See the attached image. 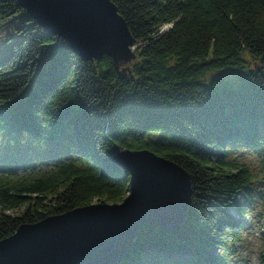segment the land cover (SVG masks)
I'll use <instances>...</instances> for the list:
<instances>
[{
    "label": "trees",
    "instance_id": "1",
    "mask_svg": "<svg viewBox=\"0 0 264 264\" xmlns=\"http://www.w3.org/2000/svg\"><path fill=\"white\" fill-rule=\"evenodd\" d=\"M110 1L135 40L125 78L107 56L80 59L18 0H0L3 26L25 14L0 36V242L95 200L120 204L129 175L112 163L119 146L176 164L191 190L182 225L140 226L120 264H231L242 228L228 208L252 189L229 155L252 152L264 169V0ZM244 51L259 68L246 70ZM224 69L241 74L202 82Z\"/></svg>",
    "mask_w": 264,
    "mask_h": 264
},
{
    "label": "water",
    "instance_id": "2",
    "mask_svg": "<svg viewBox=\"0 0 264 264\" xmlns=\"http://www.w3.org/2000/svg\"><path fill=\"white\" fill-rule=\"evenodd\" d=\"M28 20L64 41L83 61L107 56L121 78L136 57L135 40L110 0H18ZM129 175L120 204H96L19 226L0 242V264H120L142 225H182L190 204L188 175L147 150L113 148Z\"/></svg>",
    "mask_w": 264,
    "mask_h": 264
},
{
    "label": "rangeland",
    "instance_id": "3",
    "mask_svg": "<svg viewBox=\"0 0 264 264\" xmlns=\"http://www.w3.org/2000/svg\"><path fill=\"white\" fill-rule=\"evenodd\" d=\"M19 15V19L15 24L8 23L3 26V23H0V36H2L3 42L8 35L14 32L20 20L25 17L23 12ZM6 44H9V42H6ZM241 58L248 65L246 70H254L260 67L257 60H254L246 51L242 52ZM260 70L264 75V68L261 67ZM239 74L241 73L235 69L211 71L205 74L202 82L213 84L218 78L235 79ZM220 152L215 151L213 159H216ZM229 159L246 167L250 175V188L252 189L251 197H246L243 193H240L228 208L230 217L238 222V226L242 228L240 232L241 241L234 245L237 258L231 264H264V169L258 155L242 149H236L229 155ZM92 204L102 203L95 200ZM237 206H240L241 211L245 213L239 214ZM225 231H228V229L226 228ZM216 253L218 252L216 251Z\"/></svg>",
    "mask_w": 264,
    "mask_h": 264
}]
</instances>
